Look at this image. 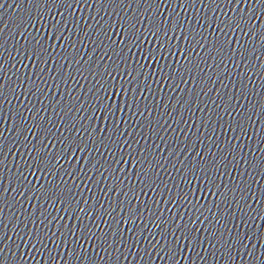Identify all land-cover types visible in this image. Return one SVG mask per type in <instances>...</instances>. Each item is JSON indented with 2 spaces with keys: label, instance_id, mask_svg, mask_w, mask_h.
Wrapping results in <instances>:
<instances>
[{
  "label": "water",
  "instance_id": "water-1",
  "mask_svg": "<svg viewBox=\"0 0 264 264\" xmlns=\"http://www.w3.org/2000/svg\"><path fill=\"white\" fill-rule=\"evenodd\" d=\"M129 22L171 28L168 50L121 44ZM118 84L129 96L109 116ZM260 201L264 0H0V248Z\"/></svg>",
  "mask_w": 264,
  "mask_h": 264
},
{
  "label": "snow or ice",
  "instance_id": "snow-or-ice-1",
  "mask_svg": "<svg viewBox=\"0 0 264 264\" xmlns=\"http://www.w3.org/2000/svg\"><path fill=\"white\" fill-rule=\"evenodd\" d=\"M174 23V22H173ZM243 23L242 20L239 18H233L227 21V23L224 25V28H228L230 25H235L236 28H239L241 24ZM149 31H146L143 33L142 37L135 34V27L134 25L129 22L128 27H122L121 31L123 32V38L121 39V44H123L124 40H128L131 45H135L138 41L141 40H147L149 37L155 41V44L152 48H143V58L148 59L149 61H156L158 57H161L162 53L159 50L167 51L169 48V44L171 41L167 38L166 32H170L171 28L165 29L162 26H152L150 25ZM223 30V29H222ZM229 41H224L223 46L227 47ZM173 47V51H174ZM181 55H184V52L181 51ZM135 81H133L134 83ZM109 91L112 92V86L109 85ZM129 93L122 88L121 85H116L114 95H112V103L107 104L105 103L103 105L105 112L108 113L109 116L112 115V113L115 111L117 115H119L120 112L123 111L126 100L125 97H128ZM119 97L120 101L119 104H117L116 98ZM37 156L40 158L37 161H34V165L37 168V170L41 168H45L47 164L49 163L47 157L43 155V153L37 149ZM137 163V161L133 160V164ZM189 173H194L196 171V168L193 166H189L188 169ZM36 174V173H33ZM203 177V172H201V178ZM194 179L190 181V183L194 182ZM204 183L207 184V180H204ZM209 189L205 188L204 191H208ZM199 193L195 189H190L186 194H183V199L188 200L191 202L193 197H198ZM175 198V197H174ZM190 239L194 242L195 237H190Z\"/></svg>",
  "mask_w": 264,
  "mask_h": 264
}]
</instances>
